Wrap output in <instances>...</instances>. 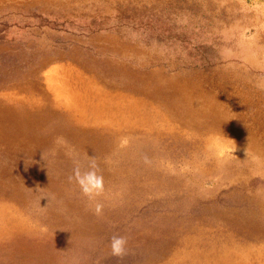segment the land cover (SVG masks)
<instances>
[{"label": "rangeland", "instance_id": "1", "mask_svg": "<svg viewBox=\"0 0 264 264\" xmlns=\"http://www.w3.org/2000/svg\"><path fill=\"white\" fill-rule=\"evenodd\" d=\"M257 85L264 0H0V264H264Z\"/></svg>", "mask_w": 264, "mask_h": 264}, {"label": "clouds", "instance_id": "2", "mask_svg": "<svg viewBox=\"0 0 264 264\" xmlns=\"http://www.w3.org/2000/svg\"><path fill=\"white\" fill-rule=\"evenodd\" d=\"M260 90L264 91V87L257 85ZM236 147L227 140H221L218 143V155L226 157L234 153ZM145 163H148L145 158ZM73 175L69 177V181H74L80 188L81 193L90 203L94 213L97 216L102 215L103 203L98 199L105 193V183L102 174L97 171V164L94 159L86 164H81L78 159H73ZM47 199H54V196H44ZM43 197V198H44ZM127 238L124 236L113 235L110 240V252L112 256L123 257L127 254Z\"/></svg>", "mask_w": 264, "mask_h": 264}, {"label": "crops", "instance_id": "3", "mask_svg": "<svg viewBox=\"0 0 264 264\" xmlns=\"http://www.w3.org/2000/svg\"><path fill=\"white\" fill-rule=\"evenodd\" d=\"M49 84V83H48Z\"/></svg>", "mask_w": 264, "mask_h": 264}]
</instances>
